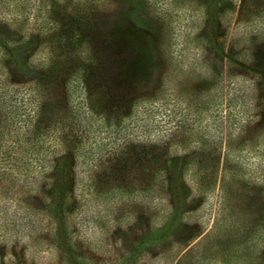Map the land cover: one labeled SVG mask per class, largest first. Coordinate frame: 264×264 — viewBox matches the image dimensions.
<instances>
[{"label": "rangeland", "instance_id": "obj_1", "mask_svg": "<svg viewBox=\"0 0 264 264\" xmlns=\"http://www.w3.org/2000/svg\"><path fill=\"white\" fill-rule=\"evenodd\" d=\"M1 41L52 72L94 47L119 58L123 90L179 134L186 194L164 224L165 183L95 191L80 166L62 215L37 166L1 163L0 264H264V79L239 63L264 64V0H0Z\"/></svg>", "mask_w": 264, "mask_h": 264}, {"label": "trees", "instance_id": "obj_2", "mask_svg": "<svg viewBox=\"0 0 264 264\" xmlns=\"http://www.w3.org/2000/svg\"><path fill=\"white\" fill-rule=\"evenodd\" d=\"M0 47L5 73L0 82V164L24 170L37 166L48 195L56 200L53 209L58 206L62 215L68 210L66 198L76 195L78 167L85 166L95 191L118 192L135 179L144 188L165 183L171 206L164 224L181 217L185 162L181 154L168 151L179 134L161 127L167 121L155 117L143 92L123 90L121 83L128 80L119 58L94 47L64 57L52 72L43 61L36 68L23 49L3 41ZM239 63L264 79L263 63ZM196 162L198 180L205 182L212 158Z\"/></svg>", "mask_w": 264, "mask_h": 264}]
</instances>
